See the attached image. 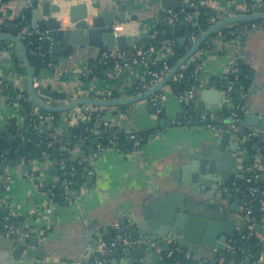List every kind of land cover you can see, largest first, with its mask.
Wrapping results in <instances>:
<instances>
[{
    "label": "crops",
    "instance_id": "0c3cea01",
    "mask_svg": "<svg viewBox=\"0 0 264 264\" xmlns=\"http://www.w3.org/2000/svg\"><path fill=\"white\" fill-rule=\"evenodd\" d=\"M77 1L93 3L97 7V9L93 8L95 13L99 9L119 10L126 11L128 14L137 13L140 15V20L145 19L138 23L131 22L130 27L124 31L125 34L143 30L148 32L144 38H151L159 34L173 35L176 33L174 29L176 25L171 24L169 19H167L165 28L159 23L158 16L167 10L161 9L160 0ZM77 1H73V3ZM245 1L247 0H207L206 4L218 13V22L233 16L230 15V11ZM56 2L58 1L53 0V3ZM30 3V0H11L3 4L4 21L20 16L25 19L27 25L29 21L26 20L25 13L30 11ZM193 3H195L194 0ZM9 9H12L11 14H8ZM67 25H70L69 18L64 17L63 27H67ZM144 38L138 44L143 43ZM179 38L184 39L182 45L187 44L186 36ZM207 42L210 45L209 48L201 47V50L205 52L203 82L211 79L213 88L217 86L220 90H224L222 85L229 75L228 66L240 61L249 64L254 71V79L249 92L246 116L250 115L252 108L264 113V28L229 36L225 35L221 29ZM171 51L172 48L165 46L163 42L160 48L150 47L146 61L124 70L114 79L105 76L98 77L94 74V67L97 62L102 60V57L101 55L95 56L93 51L84 48L69 56L62 55V61L55 64L64 68L62 76L56 75L52 70L42 73L41 76L45 80L46 90L51 91L52 96L40 89L39 94L44 101L51 105H62L81 97H107L108 93H111L110 96L116 94L117 96H113L114 98L137 95L147 90L142 83L146 81L149 69L159 64L163 58H168ZM14 55L20 57L17 46L10 41L0 42V75L11 77L13 80L19 78L17 86L26 89L28 87L27 71L22 64L17 66L14 63ZM39 80L40 78H38ZM134 89L136 91H133ZM73 93H77V97L74 98ZM160 93H166L167 96L164 101L160 102V106L164 110L161 116H158V112L162 109L158 105H153L149 99L123 108L84 105L60 113L62 114V127L71 131H73L72 126L78 114L86 108L93 107L96 110L108 111L110 127L115 126L116 129L125 132L129 130H155L156 132L140 149H133L130 146L129 150L124 152L116 148H108L98 157L92 158L91 161L85 160V183L76 196V200L73 203L59 201L61 204L57 206L52 215L47 211L45 187L37 185L36 177L45 176L48 181H52L58 176H62L63 173L50 175L48 172L51 166L58 164L59 158H52L54 148L48 147L46 153L49 158H44L48 164L46 163L43 172L37 175L34 170L27 168L30 162L25 164V159L14 162L10 157L8 165L4 166L6 152L10 148L6 143L3 153L0 155L2 158L0 173L5 172L9 177L0 182L2 187L0 219L12 214L20 221L19 226L30 229L31 236L38 237L39 245L33 249L44 247L50 255L48 259L53 258L57 264H90L92 260L89 255L100 249V247L95 249V243L99 238L109 236L116 226L123 227V221L131 225L136 220L144 218L146 205L162 201L168 193L179 187L180 184L175 180L174 173L180 169L182 164L208 154L209 149L215 145L213 138L217 132L209 128L204 120L200 121L201 114L194 113V121L189 125H182L180 117H183V106L170 84L163 87ZM55 94H64L65 97L58 98L54 96ZM227 99L228 102L225 105L214 106L212 123L218 118H222L225 108L229 109V102L232 99L228 95ZM151 106H156L157 111L152 112ZM21 115L25 116V120L27 111H24L23 106L18 101L10 100L8 94L0 92V132L6 131L12 120L21 121ZM161 118L171 120L173 124L161 127L159 124ZM226 119L223 120L225 125H227ZM67 121L69 123L71 121L73 125H68ZM45 127L40 130V135L43 137L42 143H47L45 138L58 134L50 132L49 124H46ZM61 139L66 140L62 134ZM8 140L10 139H6V141ZM69 145L77 146L74 135L69 139ZM69 145L64 144V151H68L70 158L74 160L81 153V144L76 148H69ZM263 159L264 152L259 156L261 165L259 180H261V174L264 173V165L261 164ZM242 173V170H235L233 174L235 180L229 183L234 184L238 179L240 180L241 178H237L236 174ZM88 177H92L90 181H88ZM236 197L241 199L240 209H242L246 197L237 192L230 197L231 201L234 202ZM232 219L236 222V229L222 249L206 246L195 252L184 248L185 252L191 255L192 260L197 262L196 264H223L225 262L228 251H231L229 245L235 247L232 244V241L236 240L235 235L247 228L239 214L232 213ZM259 222L261 221L254 219L251 227L248 228L250 237H254L251 242L261 246L258 251L260 259H254V255L249 253L244 258L240 256L242 260L238 263L243 264L246 259L253 258L252 264H264V234L262 235L252 228ZM99 234L102 236L100 237ZM1 240L5 244L10 242L8 239L1 238ZM5 244L3 252L7 249ZM161 248L162 245L159 250ZM97 259L98 257H96ZM104 259L105 257H102V260ZM192 260H187L186 263L192 264L189 263ZM31 263V258L26 260L15 258L8 262L0 261V264Z\"/></svg>",
    "mask_w": 264,
    "mask_h": 264
},
{
    "label": "water",
    "instance_id": "95a60500",
    "mask_svg": "<svg viewBox=\"0 0 264 264\" xmlns=\"http://www.w3.org/2000/svg\"><path fill=\"white\" fill-rule=\"evenodd\" d=\"M57 1L53 3V0H30V11L25 13V18L29 21L26 25V32L35 37V46L39 44L36 37L40 33L46 32L47 35L51 36V40L46 38L40 44L46 49L52 45V61L54 64L62 61V55L69 56L72 53H78L84 48L88 51H93L95 56L100 55L103 49H108L111 52H117L118 50L127 51L148 35V32L143 30L128 34L114 33L113 26L116 23H138L141 20L144 21L145 19L140 20V15L137 13L128 14L126 11L110 9H99L95 13L93 8L97 9V7L91 2L77 0ZM73 1L77 2L73 3ZM191 2L192 0L184 2L182 0H160L161 9H167L158 16L160 25L163 28L166 27L167 19L170 16L168 9H180L184 6L191 10L194 8ZM11 13L12 9H9L8 14ZM64 17L69 18L71 26L63 27ZM256 20H264V12L237 14L212 24L188 49L186 54L172 66L161 81L140 94L118 98L112 96L81 97L62 105H51L40 96L39 89L51 96L53 93L46 90L44 86L45 80L41 78V73L36 76V70L31 64L28 49L22 38L23 34L20 33V35L16 36L1 33L0 42L10 41L18 47L21 60L17 62L16 55H14V63L17 66L22 64L27 71L28 87H26V90L34 104L40 110L61 113L84 105L113 108L128 106L150 99V97L160 93L163 87L171 83L180 68L201 49L210 36L225 27H235L239 23ZM173 24L176 25L175 23ZM178 42L182 45L184 39L179 38ZM144 48L147 49L146 46ZM55 66L58 71L64 69L60 65ZM243 73L244 71L242 70L241 74ZM0 76L15 85L20 81L19 78L13 80L11 77ZM38 78H40L39 81ZM214 85L216 86V84ZM236 93L238 94V91ZM185 102L186 104H194L192 107L194 112L204 116V122L209 125L213 124L211 117L214 106H223L228 102V99L226 91L220 90L217 86L213 88L211 79H208L202 85H197L193 89L192 95L185 99ZM151 111L156 112L157 107L151 106ZM180 120H183V117H180ZM225 122L227 127L217 132L214 136L215 145L209 149V153L182 164L180 169L174 173L175 180L180 184L179 187L168 193L162 201L153 202L149 206L146 205L144 207V218L136 220L131 225H128L126 221L122 222L124 226L120 228L121 232L130 229L133 233L142 234L146 239L154 241L155 246L151 248L142 246L139 248L127 247L119 250H95L89 255L92 260L90 264H176L174 259L166 257V252L173 244L197 252L206 246L222 249L229 242L236 229V222L233 219L231 220V214H241V199L236 197L234 202H232L230 196L226 195V188L229 186L230 181L235 180L233 179L235 170H242V174H236V177L241 179L246 176L247 171V166L240 167L239 164L240 136L247 128H252L261 132V136L264 138V113L255 111L252 108L250 115L242 118L239 130L235 132L232 129L231 117H228ZM159 124L161 127H165L172 125L173 122L166 118H161L159 119ZM111 129L116 130V127L112 126ZM57 131L64 135L66 138L64 144L68 146L69 139L73 137V131L64 129L61 126L57 127ZM46 139L52 141L54 137ZM6 143L10 148L6 152L7 157L4 159V166H7L10 161L14 141L13 139L6 141V139L0 137V155L3 153ZM132 144L133 141L131 139L126 140L127 147H132ZM40 148L45 153L44 157L48 159L49 156L46 153L48 149L47 143H41ZM61 155V149L54 148L52 150V158L58 159ZM261 164L264 165V159ZM27 168L33 170L32 164L27 166ZM65 170L64 165L56 164L51 166L48 172L50 175L63 173L62 177H64ZM34 172L37 175L40 174L39 170H34ZM91 178L88 177V181ZM261 180L264 182V173L261 174ZM247 199H250V197H246L245 200ZM151 206H153L152 209ZM252 214L258 216L256 220L261 221L254 224L252 228L263 235L264 211L261 208H254ZM1 238L8 239L10 242L8 241L9 243L5 244ZM253 238L251 236L250 240ZM232 242L233 245L238 244V240H233ZM4 244L7 245L5 252L2 251ZM98 244V242L95 243V249H97ZM38 245L39 239L37 236H28L23 239L0 237V261L8 262L15 258H23L24 260L31 258V264H57L53 258L48 259L50 255L44 247L33 249V247ZM161 245L162 248L159 250ZM231 246L230 244L229 247ZM96 257L100 258L101 262H97ZM102 257H105V259L102 260ZM253 258L259 260L260 253H256ZM253 258L246 259L243 264H252ZM238 260L241 261L242 257H238ZM238 264L242 263L239 262Z\"/></svg>",
    "mask_w": 264,
    "mask_h": 264
},
{
    "label": "built area",
    "instance_id": "2783aa9c",
    "mask_svg": "<svg viewBox=\"0 0 264 264\" xmlns=\"http://www.w3.org/2000/svg\"><path fill=\"white\" fill-rule=\"evenodd\" d=\"M207 2V0H206ZM192 6H194L195 3H193L192 0ZM264 8V0H251V1H245L242 4H239L237 8L232 9L230 11V15H237L242 13H253V12H264L262 9ZM168 12L170 14L169 16V22L172 23H183L187 27H192L195 25V18L196 13L188 12L186 11V8L182 6L180 9H168ZM0 34L3 33L2 31V25L4 23L3 19V4H0ZM219 19V18H218ZM211 24H214L217 22V18L213 17L210 20ZM131 22L126 23H116L113 26L114 33L121 34L124 33L126 29H128L129 24ZM261 28H264V22H256V21H249V22H243L239 23L235 27L232 28L230 33L233 34H240L242 32L246 31H254L259 30ZM22 38L27 37L30 35L26 32V26L22 28L21 30ZM203 32L197 31L196 29L190 30V32L187 35V48L189 49L201 36ZM52 39L51 36L47 35L46 32L40 33L36 39L39 41V44L37 45V49L41 48L40 43L44 39ZM175 43V40L173 38H168L163 41V44L165 46L172 47ZM134 49V50H133ZM32 54H35V50L31 51ZM48 54L52 56V45L48 48ZM149 54V48L145 49L144 46H140L135 44L131 49L124 51V50H118L117 52H111L108 49H103L100 52V55L102 57V61L104 64H107L111 62L112 64L109 65L105 70L104 74L105 77L109 79L116 78L120 73H122L124 70L131 69L140 63L147 60ZM204 54L205 52L203 50H199L196 52L189 61L184 64L178 73L174 76L173 80H180L185 79L187 77V67L188 63H193L195 70L194 74L197 75V80H199V85L203 82V76H204ZM173 65H170L168 62V59L165 57L163 58L159 64H157L155 67H151L148 72V77L144 83H142L143 86L146 87V89L153 87L156 83L161 81L170 71ZM55 64L53 61H50L47 63V65L43 68H41V75L42 73H46L49 70H52L55 72L56 75L62 76V73H64L62 70L58 71L55 69ZM228 73L232 77V79L228 82V85L225 87V91L228 95V97H231V101L229 102V110H230V116L231 117V125L233 131H238L240 127V121L242 118L246 117L247 110H248V97L250 88L245 87L241 81H240V67L238 63H232L228 66ZM8 90H16V97L18 99H26L31 102V109L27 111V117L32 122L35 127L37 124L43 125V124H49L53 119L54 115L51 112L40 110L34 102L31 100L30 95L28 91L21 86H17L15 84H12L9 80H6L5 78L0 76V92L5 93ZM238 91V98L235 99L232 96V93L234 91ZM193 93V90L185 91L184 93L176 94L178 97V100L180 102H183L188 96H191ZM111 93H108V96H110ZM77 93H73L72 96L75 98L77 97ZM166 93H159L152 97H150V102L153 105H158L161 101H164L166 99ZM96 111L93 107L86 108L83 110V112H80L78 114V117L74 121V125L71 124V121H67L66 123L69 125H78L81 122H87L89 121V115ZM99 111V119L97 121L96 129L91 131V134L96 133H103L105 131V127H110V122L108 119V111L104 110H98ZM25 118L24 115H21L20 119L23 121ZM69 119V118H68ZM204 117L200 116V121H203ZM221 125L216 124H209L208 127L211 129L216 130V132H220L223 130V119L218 118L217 119ZM112 130L114 133L117 131ZM58 134H54L52 137H54L53 141L47 142V146L52 148H59L62 150L61 157L57 160L58 164L65 166V175L64 177L58 176V178L48 181L43 174H41L43 177L39 176L40 180L38 181L39 186L45 187L46 191V205H47V211L50 215L54 214L55 209L58 205L61 204V202L56 201L53 198V191L52 188L55 186L57 182L60 183V186L62 187L64 191V201L68 203H73L76 200L77 192L73 188L74 185V178L77 176L78 172L74 166H71L70 169L67 171V165L69 158L65 155L64 151V142L61 139V133L56 131ZM127 139H131L133 141L132 148L133 149H140L142 147L141 139L139 138V135L137 134L136 130H129L127 133ZM249 137H262L261 132L250 129L247 134L244 135V133L240 136L239 140V151H238V159L240 167L241 165L244 166L245 160L249 157L248 153L245 149L241 148V143H243L246 139ZM262 139H264L262 137ZM81 148L85 145V141H81ZM120 143L119 136L114 135L113 145L116 146ZM99 147L101 145H98ZM117 149V148H116ZM103 149L101 153L104 151ZM122 151V150H121ZM100 153V154H101ZM22 161H24V158H21ZM48 161L41 160L40 158H33L30 160V164L33 166V170H39L40 172H43L44 165ZM2 163V158L0 157V167ZM48 164V163H47ZM247 178H246V186L244 189L241 188H235L237 192L244 195L245 197H250V199H247L244 203L240 217L244 221L245 227H251L252 222L254 221V218L252 217L253 210L255 208L254 201L258 200L259 198V204L260 208L264 211V186L260 185L258 183L260 173H261V165L259 157H255V160L253 163L247 165ZM68 173V175H67ZM9 175L5 172L0 173V182L2 179H7ZM0 185V192L2 191ZM221 192V191H220ZM63 201V202H64ZM12 217H14L12 214L7 215L6 217L0 219V237H8L13 239H23L24 237L31 236V230L30 229H24L23 227L19 226L16 222L12 220ZM250 223V224H249ZM100 235V234H99ZM102 234L100 235V237ZM98 247H100L99 251H104L106 249L110 250H119V249H125L127 247L131 248H139L142 246H146L147 248H151L155 246V242L151 241L149 239H146V237L142 234H135L131 230H127L125 232L120 231V227L116 226L114 229V235L110 240H105V238L102 236V238L98 239ZM190 250V249H189ZM185 249L182 248L180 245L173 244L171 248L166 252L167 258H172L175 260L176 264H186L185 262H182L177 258V254L184 252ZM191 251V250H190ZM231 252L235 253V247L231 246ZM97 262H101V259L98 258ZM228 264H236L234 260H231L228 262Z\"/></svg>",
    "mask_w": 264,
    "mask_h": 264
},
{
    "label": "trees",
    "instance_id": "16d2710c",
    "mask_svg": "<svg viewBox=\"0 0 264 264\" xmlns=\"http://www.w3.org/2000/svg\"><path fill=\"white\" fill-rule=\"evenodd\" d=\"M10 1L11 0H0V4H5ZM194 1H195V7L191 10L186 8V11L197 14L195 18V25H193L192 27L190 26L187 27L185 24L181 22L176 23V27H174L176 33H174L173 35L159 34L155 37L144 38L143 43H139L138 45L140 46L143 45L146 46L147 48L150 47L160 48L162 46L163 40L168 38H173L175 40V43L171 47L172 51L167 59L170 65H174L188 51L187 44L184 45L179 44L178 42L179 37L181 36L187 37L190 30H192L193 28L196 29L197 31L204 32L212 25L210 20L213 17H216L218 20V13L213 8H211L206 4V0H194ZM262 10L264 11V8ZM256 22H264V20H256ZM25 26H26V22L24 18L19 16L13 18L12 20L4 21L2 25V31L3 33L13 34L17 36L20 35L22 28ZM232 28L225 27L222 29V32L225 35L229 36L231 35L230 31L232 30ZM210 38H208V40ZM34 40L35 37L31 35H28L27 37L23 38V41L28 49V55L30 57L31 64L33 68L36 70V76H38L40 74L41 68L45 67L47 63L52 61V56L48 54V49L43 48L41 44H40L41 48L37 49V46L34 45ZM202 47L209 48L210 45L206 41ZM32 50H35L36 53L32 54L31 53ZM20 60L21 59L19 57H16L17 62H19ZM237 63L240 67L241 83L245 87L251 88L254 79V71L252 70L249 64H246L242 61ZM111 64H112L111 62L104 64L102 60L99 63L97 62L96 66L94 67V71H95L94 74L98 77L105 76L104 70ZM194 70H195L194 64L188 63L187 77L185 79L171 81L170 86L173 88L176 94L193 90L197 85H199V80H197V75L194 74ZM242 70L244 71L243 74H241ZM231 79L232 77L228 75L227 79L224 81V84L222 85V88L225 89V87L228 85V82ZM133 91L136 90L134 89ZM5 93L8 94L10 100H12L13 102L18 101L23 106L24 111H28L31 109V102L26 99H18L16 97V93H17L16 90H8ZM54 96L58 98L65 97L64 94H55ZM113 96H117V95L114 94L112 95V97ZM232 96L235 99L238 98V94L236 93V90L232 93ZM181 103L183 106V112H182L183 120L181 121L182 125H189V123L194 121L195 119V115H194L195 112L192 108L194 104L192 103L186 104L185 100ZM123 107L124 106H120L118 108H123ZM158 107L162 109L160 112H158V116H161L164 110L163 107L160 106V104L158 105ZM98 113L99 111L96 110L89 115V121L81 122L78 125L72 126L74 139L76 140V145H77L76 147H78L79 144H82L81 141H85V145L82 148L80 147L81 153L79 154V157L72 160L69 156L70 155L69 152L68 151L65 152V155L69 158L67 171L70 169L71 166H74L78 172L77 176H75L74 178V185H73V188L76 190L77 195L85 183V174H84L85 165H86L85 160L91 161L92 158L98 157L103 149L117 148L124 152L129 150L126 145L128 134L125 131L117 130L114 133L111 127H105V131L103 133L101 134L96 133L90 135L91 131L96 129L97 121L100 117ZM52 114L54 115V119L49 123L51 127L50 132L52 131L56 132L58 126L62 127L61 125L62 114H60L59 112H52ZM229 116H230V110L228 108H225L223 110L222 119L225 120ZM213 123L216 125H221L218 120H215ZM45 126L46 124L45 125L37 124L35 127V125L32 122H30L28 117H26V119L23 121H18L17 119L12 120L7 130L0 132V137H3L4 139H13L14 141L12 145V149H13L11 155L12 161L18 162L19 160H21V158H24L25 164H28L30 160L33 158H40L41 160H44L45 158L44 152L40 148V144L42 143L43 140V137L40 135V130L43 129ZM222 127L224 130L227 127V125L223 123ZM155 132H156L155 130L137 131V134L141 139L142 146L148 142L149 138L152 137L155 134ZM248 132H249V128L246 129L244 135L247 134ZM115 134L119 136V140H120V143L116 146L113 145ZM45 140L47 142L51 141L46 138ZM98 145L101 146L99 147ZM76 147H73V145H69V148H76ZM241 148L245 149L248 153L249 157L245 160V166H247L254 162L255 157L257 156L259 157L264 152V139H262V137H249L243 143H241ZM246 178H247V172H246V176L240 180L238 179L236 183L234 184L229 183V186L226 188L227 191L226 195L232 197L237 193V191H235V188L244 189L245 186L247 185ZM39 180H40L39 176L36 177V181L38 182ZM258 183L264 186V182H262L261 180H259ZM52 191L54 193L53 198L56 201H64V191L60 186L59 182L55 184V186L52 188ZM254 204H255V208H260L259 198L258 200L254 201ZM252 217L254 219H258V216H255L253 214ZM12 220L17 224H20V221L17 218L12 217ZM113 235H114V231L109 236H105L104 238L105 240H110L113 237ZM235 238L236 240H238V244L235 245V253L233 254L231 251H228L227 259L225 258L226 263L224 262L223 264H227V262L231 260H234L236 264H238L239 261L238 257L242 256L244 258L249 253L255 255L261 248L260 245L251 242L248 227L239 231L235 235ZM177 258L185 263L192 260L191 255H188L185 251L178 253ZM189 263L196 264L197 262L192 260Z\"/></svg>",
    "mask_w": 264,
    "mask_h": 264
}]
</instances>
